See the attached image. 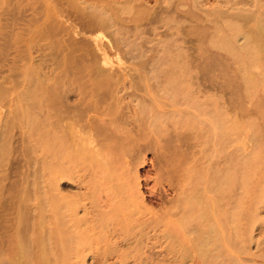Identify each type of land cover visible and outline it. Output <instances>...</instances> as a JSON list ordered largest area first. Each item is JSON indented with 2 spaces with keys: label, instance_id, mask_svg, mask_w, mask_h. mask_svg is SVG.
I'll return each instance as SVG.
<instances>
[{
  "label": "rangeland",
  "instance_id": "374dc122",
  "mask_svg": "<svg viewBox=\"0 0 264 264\" xmlns=\"http://www.w3.org/2000/svg\"><path fill=\"white\" fill-rule=\"evenodd\" d=\"M38 1L42 2V0H36V5L40 8L43 2L40 5L41 2ZM82 1L84 2L82 9H87L89 4L98 1L111 6L107 7L111 10L108 9V13H106V16H108L107 14L111 16L108 17L110 28H103L106 31L100 34L101 30H96V25L93 27L94 20L90 16L84 18L87 11L86 9L81 10L79 2L75 7L69 5L68 2L69 6L64 7L66 15L68 14V20L65 21V18L63 24L67 23L64 25L68 27L70 34H67L68 31L63 34L61 30L60 35V32L56 30L58 33L55 34L54 40L64 39V41L49 48L47 53L54 61L58 59L57 62L63 55L68 58V67L63 75H68L66 78L69 79L63 76L66 81L56 87L54 95L45 96L46 98L52 97V100L49 98V101L40 102L38 100L39 103L36 102L37 104L33 106L34 109L31 107L34 111L30 109L33 111L32 113L25 112L36 117L37 124H34V129L27 128L26 121L28 119L25 118L24 124L23 114L21 113L22 119L20 112L14 108L16 94L15 92L13 94L12 85L3 84V87L5 84H9L4 87L9 90H5L6 93L1 94L2 97L0 96V264H37L35 263L36 256H38L37 258L42 257L41 260L45 264H64L66 259H69L70 262L73 260L76 263L81 262L79 264L83 262L85 264H160V262L161 264L164 262L166 264H205L206 261V264L209 262H211L210 264H264V82L258 83L255 80L256 82L248 83L246 75L248 72L256 71L251 68L252 66L249 67L250 64L240 65L237 63V56L217 48L215 51L213 46L211 48V45H207L210 44L208 42L210 38L207 40V37H210L212 33H208L212 31L211 22L208 23L211 27L208 29L209 31L206 30L207 28L204 31L203 28L208 27V21L202 20V22L199 18L198 20L191 18L194 22L190 20L193 11L198 17L202 13L200 17L202 19L203 14L210 12L211 7L217 5L218 0H199L200 4L198 0H196L198 4L194 3L195 0H182L181 3L178 0H171L173 2L169 0L168 3L165 0ZM186 3L188 4L186 5ZM179 4L181 8H176V5ZM173 9L180 11L177 10L174 13ZM186 9L188 10L187 14ZM190 10L193 11L189 13ZM250 10L248 12H251ZM138 11L141 14L144 11L145 15H142L143 17L139 13L140 16L136 15ZM181 11L182 13H180ZM151 13H154V16H151ZM247 14L244 12L245 16ZM116 15H119L117 19ZM158 15L163 19L162 21L179 18L175 21L180 24L177 26L175 21L170 22L171 20H169L168 22L172 24L175 22V26L171 24L173 27L168 28L170 23L169 26H163L166 24H162ZM166 15L167 17H165ZM134 17H140V20H136L138 18L133 20ZM154 18L156 22H152ZM145 19L148 21L147 23ZM57 21L54 20V22ZM195 21L197 22L195 23ZM201 23H205L206 26ZM102 24L104 25V23ZM251 24L252 22L247 26H249V31L253 32ZM57 25H59L58 22ZM91 26L95 29L94 32ZM165 27L169 31L173 29L171 31L175 36L173 37L172 32L167 31ZM116 28L126 29L125 32L119 30L118 33H114ZM183 28L189 29L190 33L185 29L181 30ZM199 29L201 30L199 32H204L199 33ZM97 31L100 36H97ZM119 32H123V36ZM192 32L193 34H191ZM160 35L163 37H159ZM172 38L177 39L178 44L182 42L180 55L177 50L178 46L171 48H176L177 53L168 52L169 50L165 52V48L161 52L156 50L163 47L156 46L161 43V41L157 43L161 39L165 42L168 40L169 46L172 42L173 46L175 40L170 41ZM150 40L151 42H149ZM201 42H204V45ZM100 43L103 45L100 46ZM202 46L203 50L201 51ZM167 48L170 47L167 45ZM38 55L42 57L43 52ZM174 57L177 58L176 63L172 60ZM64 69H57V71L64 72ZM57 74L62 75L60 72ZM96 83L100 85H96ZM20 85L18 83L15 88L22 89L23 85ZM48 105H52L51 109ZM53 108L56 109L57 114L59 112L58 116L65 118L71 126L66 131L60 129L65 133L60 131L62 133L60 134L57 131V133L59 132L58 136H61L59 141L64 145H73V149L75 146L80 148L79 156L83 154L82 145H90L91 142V145H97L94 147L96 149L98 145L100 148L105 145L103 150L109 147L114 151L117 148L114 151L116 153L122 146L121 149L124 152L119 150L121 157L116 153L117 156L113 160L111 157L115 153L108 149L107 152L112 155L110 154L111 157H108V153L107 158L98 153L100 148L97 149L98 151H95L96 149L93 151V146L91 149L85 147L92 150L94 155L92 153L93 156H91L90 152H86L88 154L85 156L81 155L85 161L79 159L82 163L78 164L81 167L80 170L76 164L79 171L72 173V175H76L74 180L71 181L73 179L71 172L70 176L66 175L71 179L68 177V179L66 177L65 179L58 178V180L60 179L59 192L62 194L74 195L78 192L76 185L78 182L75 180H79L80 177L83 178L80 180H83L84 183L81 181V186L79 181L78 193L81 192L83 195V192H87L88 198L84 197L86 198L84 200L83 196L79 194L82 197L79 201L84 200L88 209L80 205L78 211L75 212H78L76 217L73 213H70L71 216L68 213L62 217H71L68 218L70 220H65L69 222V225L62 218L59 220L60 217H58L57 224L54 221L51 222L54 220L51 205L56 194H54L55 188L53 191L52 183H50L52 158L46 151L47 149L45 150L52 140H50L49 128L47 129L45 126L48 120L47 113ZM83 135L89 137L88 140L85 139L86 141L91 138V142H84ZM55 144L57 143L55 142ZM111 145H113V149ZM114 145L121 146L115 148ZM76 148L74 150H78ZM79 156H76V161ZM109 161L114 163H109ZM121 164L124 166L122 167ZM124 181L127 184L125 186H128L126 189L130 190L127 191L135 200L133 208L137 209V212H134L135 209L133 211L135 214H129V218L125 217L128 214L127 211L122 212L120 209L117 211V208H114V211L118 215L117 213L116 215L109 214V212H114L113 206L109 202L111 211L110 207H105L104 203L106 201L107 204L108 196L113 199L111 193L115 194V191L112 192V188L115 186V190H117V186L121 182L124 184ZM59 195L57 193V197ZM192 195L194 197H191ZM113 197L115 198V196ZM111 199L110 201H112ZM118 199L120 196L117 197ZM67 201L65 199V202ZM63 202L58 204V208L60 205L62 206ZM81 202L83 203V201L78 203ZM83 207L94 215L98 214L97 218L104 214L102 218L104 219L108 214L106 218L110 220L108 222L106 219L104 222L97 220L102 222V225L99 224L97 227L95 219L94 227L92 230L89 229L88 235L86 233V235L83 234L84 238L83 236L77 237L81 239L80 241H84L81 242L83 246L79 247L81 252H78V247L74 250L78 241L76 244L72 243L76 242L75 236L79 234L74 235V230L80 229L81 225L78 227L77 223L75 229L69 226H72L70 221L75 222L72 218H85V212L86 219H91L88 217L91 216V213L84 211L86 209ZM105 211H108L107 214L103 213ZM187 212H191L188 214H192V216ZM61 213L63 214V212ZM194 213L197 217L193 215ZM109 215L114 216L115 219ZM184 217L186 220L183 219ZM192 217H194V221ZM120 218L123 220L121 221ZM210 218L211 220H209ZM184 221H188L185 224V229L188 228L187 226L191 227V230L188 228L189 232L186 231L187 237H189L187 233L194 232L195 228V235H190V237L194 236L192 241H189L191 238L184 239L182 236L184 233L180 234L181 231L178 228L182 227L180 224H184ZM206 221L208 225L205 224ZM209 221L212 222L211 225ZM63 223L67 225H63ZM90 223L89 221V228L92 225ZM208 226L212 228L210 229ZM52 227L57 228V234H52L54 238L50 240L49 238L52 236L50 228ZM83 227L86 228L87 225ZM207 228L209 233L205 232ZM185 229L183 230L185 231ZM196 236L197 238H195ZM199 237L203 238L202 240L206 238L205 242L203 243ZM65 238L70 239L66 240ZM87 239L91 241L88 242ZM49 241L52 245L49 244ZM201 241L202 245L199 243ZM190 242L191 244L193 242L194 248L190 246ZM201 248L202 250H200ZM206 249L208 250L204 251ZM210 250L212 255L207 254L210 253ZM204 254L206 255L204 256ZM173 257L179 259L178 263L177 261L173 262ZM77 259L78 261H76ZM43 261H39L38 264H43Z\"/></svg>",
  "mask_w": 264,
  "mask_h": 264
},
{
  "label": "bare ground",
  "instance_id": "6f19581e",
  "mask_svg": "<svg viewBox=\"0 0 264 264\" xmlns=\"http://www.w3.org/2000/svg\"><path fill=\"white\" fill-rule=\"evenodd\" d=\"M67 1V2H66ZM85 1V0H84ZM100 1H102V0H100ZM171 1V0H170ZM169 0H165V2L166 3H168V2H170ZM181 1L182 0H178V2H180L181 3ZM187 1V0H186ZM196 1V0H195ZM194 1V3H196V4H198L199 3V0H198V3H197V1L195 2ZM39 2V1H38ZM41 2V1H40ZM39 2V3H40ZM42 2H43V4H42ZM42 2L40 3V5L42 4V8L40 7H38L37 5H36V0H0V96H1V94H3V93H6V92H4L6 89L4 88L5 87V85H4V87H3V84L4 83H9V84H11L12 86L11 87H13V89H12V91H13V94H14V92H15V94H16V97H15V107L14 108H16V111H18V112H20V115H21V113L23 114V118L25 119V118H27L28 120L26 121V119L24 120V124H25V121H26V126H27V128L28 129H34V126L37 124L36 122H37V119H35L36 117H34L33 116V114H31L34 110V105L35 104H37V103H39V101L41 102V101H47L48 100V98H46L45 96L46 95H48V94H50V95H54V90H57L56 89V87H59L60 86V83H62L63 84V82L64 81H66L65 80V78H66V76H68V75H63V73H65V71H66V68L68 67V58L66 57V56H64L63 55V57H61V59L57 62L56 60H58V59H56L55 61H54V59L52 58V57H50L49 56V54L47 53V50L49 49V48H52L53 46H56L57 44H59L60 42L62 43L63 41H64V39L63 40H54V37L57 35V33L58 32H60L59 34L61 35V33H62V31H63V34H65L64 32H67L68 31V27H66L65 25L67 24H65V22H64V24H63V21L65 20V18H66V20L65 21H67L68 19H67V16H68V14L66 15V13L67 12H65V8L64 7H68L69 5H74L73 7H75L76 5H78L79 3V6H80V8L82 7V3L84 4V2L81 0V1H78V0H42ZM66 2V3H65ZM68 2H69V5H67L68 4ZM79 2V3H78ZM103 2V1H102ZM148 2V1H147ZM158 2V1H157ZM171 2H173V1H171ZM183 2V1H182ZM191 2V1H190ZM66 5H65V4ZM71 3V4H70ZM103 3H105V2H103ZM103 3H100L99 1L97 2V3H93V4H89L88 6H87V9L86 8H81V10H85L86 9V11L87 12H90V14H87V12L85 13V16H84V18L86 17V16H90V18L92 19V20H94V22H95V24H93V27L95 26V27H99L98 29L96 28V30H101L100 31V34H103V31H106V30H104V29H108V28H110V26L108 25V22H109V18L108 17H111L109 14H107L108 16H106V13H108L107 11H108V9L109 8H107V7H111V6H107L106 4H103ZM161 3H163V2H161ZM218 3H220L219 5H218ZM218 3H217V5L216 6H213V7H211V11H210V9H209V11L210 12H208V13H206V14H203L204 15V17L202 16V19H200V17H201V11H200V13L201 14H199L200 15V17H198V16H195L196 14H194L191 10L189 11V13L190 12H192L191 13V17H190V20H191V18H195L194 20H198V18H199V20H203L204 22H207V24L209 23L210 24V22L212 23L211 24V26H212V31H210V32H208L209 34L211 33V35H210V37L208 36H206L207 37V40H208V42H210V44H207V45H211L210 47L212 48V46H213V49L216 51V48L218 49V50H225V51H227L229 54H231V55H235V56H237V63H240V65H243V64H245L246 66L247 65H249V67L250 66H252L251 68H253L254 70H256L254 73L253 72H248V74L246 75V80H247V82L249 83L250 81L251 82H264V1L262 2L261 0H218ZM174 4H175V2H174ZM188 3H186V5H187ZM192 4V3H191ZM200 4V3H199ZM79 6H77V8H79ZM160 6H161V4H160ZM160 6H159V8H160ZM167 6V5H166ZM179 6V7H178ZM176 5V8H181L180 7V4L179 5ZM199 6H202V5H199ZM84 7H86V6H84ZM163 7V6H162ZM168 7V6H167ZM188 7V6H187ZM203 7V6H202ZM254 7H257L255 10L253 9ZM92 9V10H89V9ZM174 8V7H173ZM204 8V7H203ZM113 9V8H112ZM207 9V8H206ZM205 9V10H206ZM251 9V10H250ZM89 10V11H88ZM111 10V8L109 9V11ZM153 10V9H152ZM162 10V9H161ZM171 10V9H170ZM174 10V9H173ZM177 10H179V9H176V10H174V13H176L177 12ZM251 11V12H248V11ZM253 10V11H252ZM145 11V10H144ZM144 11L142 12L143 14H141V13H139L140 11H138L137 13H136V15H138V13L139 14H141V16L143 15H145L144 14ZM154 11H155V9H154ZM176 11V12H175ZM180 11V10H179ZM183 11V10H182ZM182 11L180 12V13H182ZM112 12V11H111ZM117 12H118V9H117ZM116 12V13H117ZM147 12H148V10H147ZM147 12H145V13H147ZM160 12V11H159ZM158 12V13H159ZM169 12V11H168ZM184 12H185V10H184ZM198 12V11H197ZM204 12V11H203ZM244 12H246V14L247 15H249L248 17H246L245 15H244ZM65 13V15H63ZM115 13V14H116ZM150 13V12H149ZM165 14H167L166 12H164ZM188 13V10L186 9V14ZM250 13V14H249ZM154 14V13H153ZM152 13H151V16L153 15ZM161 14H162V12H161ZM160 14V15H161ZM179 14V13H178ZM185 14V15H186ZM120 15V14H119ZM118 15V16H119ZM160 15H158L159 16V18H160ZM171 15V14H170ZM169 15V16H170ZM194 15V17H192ZM198 15V14H197ZM205 15H206V17H205ZM117 16V15H116ZM118 16L116 17V19L118 18ZM138 16H140V15H138ZM142 16V17H143ZM150 16V15H149ZM150 16V17H151ZM154 16V15H153ZM161 16H163L164 17V15H161ZM115 17V16H114ZM146 17H148L147 15H146ZM165 17H167V15L165 16ZM171 17V16H170ZM174 17H176V16H174ZM178 17V16H177ZM188 17H189V15H188ZM246 17V18H245ZM119 18H121L122 19V17H119ZM136 18H138V17H136ZM135 17L133 18V20H135L136 19ZM158 18V17H157ZM169 18V17H168ZM185 18V17H184ZM56 19V21L58 22V24L59 25H57V22H54V20ZM115 19V18H114ZM115 19V20H116ZM124 19V18H123ZM122 19V20H123ZM132 19V18H131ZM148 19V18H147ZM164 19H166V18H164ZM176 19H179V18H176ZM175 19V20H176ZM246 19H248L247 21L249 22H247L246 21ZM70 20V19H69ZM136 20H140V17L138 18V19H136ZM149 20V19H148ZM158 20V19H157ZM160 20H161V22H163L162 24H166V25H163V26H169V23L170 22H172V20L173 21H175L174 20V18L172 19V18H170L169 20H171L170 22H168L169 20H164V21H162L163 19L162 18H160ZM193 20V19H192ZM191 20V21H192ZM194 20H193V22H194ZM251 20V21H250ZM116 21H118V20H116ZM145 21H146V23L148 22L146 19H145ZM153 21H155V18L152 20V22ZM167 21V22H166ZM180 21V20H179ZM185 21H188V20H185ZM200 21V22H201ZM202 21V22H203ZM243 21V22H242ZM244 21H245V24H244ZM62 22V23H61ZM107 22V23H106ZM151 22V21H150ZM149 22V23H150ZM156 22V21H155ZM160 24H161V22L160 21H158ZM176 22V23H175ZM175 22H173V24L172 23H170V27H168V28H172L173 26H175V25H177L178 26V24H180V22H178V21H175ZM190 22V21H189ZM197 21H195V23H196ZM247 22V23H246ZM250 22H252V28H253V32H250L249 31V26H247V24L249 25L250 24ZM55 23V24H54ZM101 23H104V25L102 26L101 25ZM105 23H106V25H105ZM123 23V22H122ZM128 23V22H127ZM131 23V22H130ZM135 23V22H134ZM139 23V22H138ZM138 23H137V25H138ZM174 23H175V25H174ZM183 23H185L184 21H183ZM182 23V24H183ZM194 23V24H195ZM199 23V22H198ZM242 23V24H241ZM126 24V23H125ZM152 24V23H151ZM173 26H172V25ZM181 24V25H182ZM201 24H205V23H201ZM208 24V27L206 26V24H205V26L206 27H204L203 28V30L204 29H206L207 31H209L208 29H210L211 27H210V25ZM55 25V26H54ZM61 25V26H60ZM89 25V24H88ZM108 25V26H107ZM196 25H198V24H196ZM200 25V24H199ZM250 25V26H251ZM54 26V27H53ZM68 26V25H67ZM77 26V25H76ZM90 26V25H89ZM105 26H107V28H105ZM148 26H150V25H148ZM172 26V27H171ZM192 26V25H191ZM195 26V25H194ZM193 26V27H194ZM86 27V26H85ZM92 27V26H91ZM91 27H89V28H91ZM92 27V29H93V32H94V28ZM119 27H121L120 25H119ZM123 27V26H122ZM125 27V26H124ZM136 27V26H135ZM181 27V26H180ZM183 27V26H182ZM181 27V28H182ZM198 27V26H197ZM196 27V28H197ZM78 28V27H77ZM104 28V29H103ZM166 28V27H165ZM178 29H179V27H177ZM187 28V27H186ZM191 28V27H190ZM195 28V27H194ZM198 28H202V27H198ZM197 28V29H198ZM72 29V28H71ZM79 29V28H78ZM92 29H91V32H92ZM103 29V30H102ZM124 29V28H123ZM126 29V28H125ZM124 29V30H125ZM153 29V28H152ZM156 29V28H155ZM159 29V28H158ZM167 29V28H166ZM178 29H176L177 31H178ZM185 28H183V29H181V30H184ZM191 29H193V28H191ZM251 29V28H250ZM58 32H57V31ZM62 30V31H61ZM65 30V31H64ZM74 30H75V27H74ZM80 30V29H79ZM90 30V29H89ZM119 30H122L121 28H116V30H114L113 32L114 33H116L117 31H119ZM124 30H122V31H124ZM165 30V29H164ZM173 31V29H170V31ZM189 30V29H188ZM187 29H185V31L187 32L188 31ZM196 30V29H195ZM56 31V32H55ZM75 31H77V30H75ZM75 31H73V32H75ZM128 31V30H127ZM156 31V30H155ZM155 31H153V32H155ZM159 31V30H158ZM167 31H169L168 29H167ZM169 31V32H170ZM171 31V32H172ZM174 31H175V29H174ZM179 31H180V29H179ZM190 31V30H189ZM188 31V32H189ZM199 31H201L200 29L198 30V32ZM205 31V30H204ZM203 31V32H204ZM92 32V33H93ZM98 32V34H99V31H97ZM125 32V31H124ZM129 32V31H128ZM133 32V31H132ZM162 32V31H161ZM166 32V31H165ZM164 32V33H165ZM196 32H197V30H196ZM203 32H199V33H203ZM69 33V31L67 32V34ZM72 33V32H71ZM76 33V32H75ZM77 33H78V31H77ZM118 33V32H117ZM157 33V32H156ZM167 33V32H166ZM177 34H178V32H176ZM181 33V32H180ZM183 33H185V32H183ZM182 33V34H183ZM190 33V32H189ZM206 33V32H205ZM253 33V34H252ZM56 34V35H55ZM62 34V35H63ZM66 34V35H67ZM70 34V33H69ZM97 34V36H100V34L98 35ZM119 34H123V32H119ZM128 34V33H127ZM126 34V35H127ZM171 34V33H170ZM172 34H173V32H172ZM181 34V35H182ZM191 34H193V32L191 33ZM195 34V33H194ZM66 35H63V36H66ZM95 35V34H94ZM164 35V34H163ZM166 35V34H165ZM164 35V36H165ZM184 35V34H183ZM200 35V34H199ZM198 35V36H199ZM202 35V34H201ZM204 35V34H203ZM202 35V36H203ZM62 36V37H63ZM68 36V35H67ZM96 36V35H95ZM123 36V35H122ZM154 36H157V34L155 35L154 34ZM166 36H168V35H166ZM170 36V35H169ZM175 35L173 34V37H174ZM179 36V35H178ZM125 37V36H124ZM159 37H163V36H159ZM170 37H172V35L170 36ZM205 37V38H206ZM185 38V37H184ZM99 39H102V38H99ZM123 39V38H122ZM164 39V38H163ZM170 39V38H169ZM174 38H172L170 41H172ZM179 39V38H178ZM180 39H182V38H180ZM201 39H202V37H201ZM200 39V40H201ZM204 39V38H203ZM159 40V39H158ZM157 40V41H158ZM175 40V39H174ZM199 40V41H200ZM205 40V39H204ZM126 41V40H125ZM161 41V43H159ZM164 40H159L157 43H159V44H157L156 46L157 47H159V46H163V47H159L160 48V50H159V48H157L156 46H154V47H156V48H154V49H156L157 51H162V50H164L163 48H165V52H167L168 50V52H178L179 53V55L182 53L181 52V49H182V47H181V43L179 42V44H178V42H176L177 41V39L174 41L175 42V44L173 43V46L171 45L172 44V42H171V44H170V46H169V44L167 43L168 42V40H166L167 42H163ZM169 41V42H170ZM182 41V40H181ZM184 41V40H183ZM187 41V40H186ZM148 42V41H147ZM149 42H151V40L149 41ZM162 42H163V44H162ZM205 42H206V40H205ZM166 43V44H165ZM178 45H177V44ZM202 43V42H201ZM99 44V43H98ZM184 44V43H183ZM189 44V43H188ZM203 45H204V42L202 43ZM201 44V45H202ZM103 45V43H100V46H102ZM134 45V44H133ZM133 45H131L132 47H133ZM149 45V44H148ZM165 45H166V47H167V45H168V47H170V48H167L166 49V47H165ZM180 45V46H179ZM185 45V44H184ZM197 45H199V44H197ZM200 45V46H201ZM59 46V45H58ZM130 46V47H131ZM146 46V45H145ZM177 46H178V48H177ZM195 46V45H194ZM172 47H176L177 48V50H176V48L175 49H171ZM198 47V46H197ZM205 48V47H204ZM211 48H210V50H211ZM147 49V48H146ZM198 49H199V47H198ZM206 49V48H205ZM204 49V50H205ZM209 49V48H208ZM149 50V49H148ZM172 50V51H171ZM176 50V51H175ZM195 50V49H194ZM203 50V46H202V48H201V51ZM217 50V51H218ZM40 52H43V56L41 57L40 55H38V53H40ZM226 52V53H227ZM240 53H241V55H240ZM65 54V53H64ZM237 54V55H236ZM239 54V55H238ZM66 55V54H65ZM49 57V58H48ZM174 58H176V57H174ZM172 59V60H174V62L176 63V61H177V58L176 59ZM185 58V57H184ZM187 58V57H186ZM185 58V59H186ZM235 58V57H234ZM235 60V62H236V58L234 59ZM185 61V60H184ZM183 61V62H184ZM186 63V62H185ZM247 63V64H246ZM51 65H53L52 67H51ZM55 65V66H54ZM60 67V68H59ZM61 68H65L64 69V72L62 71H57V69H60L61 70ZM55 70V71H54ZM59 73H61L62 75H58L57 74V72ZM67 73V72H66ZM65 78H64V77ZM64 78V80H62ZM68 78V77H67ZM66 78V79H67ZM61 79V80H60ZM69 79V78H68ZM252 80H254V81H252ZM256 80V81H255ZM259 80V81H258ZM62 81V82H61ZM68 81V80H67ZM71 81V80H70ZM250 82V83H251ZM18 83H20L21 85H23V88L22 89H19L18 90V88H15V86H17L18 85ZM67 83H69V81L67 82ZM66 83V84H67ZM71 83V82H70ZM8 84V85H9ZM98 83H96V85H97ZM8 85H6V86H8ZM20 85V86H21ZM98 85H100V84H98ZM20 86H18V87H20ZM3 88H4V90H3ZM7 90H9V89H7ZM6 90V91H7ZM11 91V92H12ZM9 93V92H8ZM57 93V92H56ZM9 94H11V93H9ZM2 97V96H1ZM42 100H41V99ZM43 98H46L45 100L43 99ZM52 100L53 98L51 97V98H49V100ZM39 100V101H38ZM48 100V101H49ZM37 102V103H36ZM43 103V102H42ZM43 105V104H42ZM193 105V104H192ZM40 106H41V103H40ZM49 106V105H48ZM52 106V105H51ZM51 106H49V108L51 109ZM56 106V105H55ZM54 106V107H55ZM31 107H33V109L31 108ZM57 108V107H56ZM30 109L31 110H33V111H30ZM58 109V108H57ZM26 111H29V112H31V113H25ZM32 115V117H28V115ZM48 114V120H47V125L46 124H43V125H46L45 127H47V129L49 130L48 132H49V134H53V136H51L50 135V140H52V141H50V145H48V148L46 147V145H45V150L48 152V154H50L49 156L52 158L51 159V177H50V183H52L51 184V186H52V190L54 191V194H56V196H55V198H54V200L52 201V205H51V209H53V215H52V217H53V219L54 220H52L51 222H53L54 221V223L56 222V224L58 223L57 222V220H58V217H60V219L59 220H61V218L62 217H64V215L66 214V215H68V213H69V216H71L70 215V213H73V215H74V217H76L77 215V213H75L76 211H78V208H80L79 206L80 205H83L84 207H87V204L86 203H84V200L86 199V198H84V197H87L86 195V193L85 192H83V195L81 194V192L80 193H78L79 192V185H78V183H80L81 181L83 182V180H80V178H82V177H80V176H78V177H80L79 178V180H75V181H77L78 183L76 184L77 186H78V192H76V193H78V194H74V195H72V194H65V193H63L62 194V192H59V180L60 179H65V177L67 178H69V176H70V174H71V177L73 176V179L71 180V181H73L74 180V176H76L75 174H73L72 175V173L73 172H75V171H79L80 169H81V167L79 166L80 164H82L81 163V161L80 160H84V158H82V156H85V155H87L88 153H86V152H90V155L93 153L92 152V150L94 151L96 148H94V147H96L97 145H95V146H93V145H91V138L89 139V141L91 142H89V141H86V140H88L87 138H89L90 136H89V134H88V136L89 137H87L86 135V138H85V136H84V142L86 141V142H88V143H90V145H82V151H83V154H81L80 156H79V152L81 151L80 150V148L78 149V148H76L77 146H75V148L76 149H78V150H74L73 149V145H64L63 144V142L61 143V141H59L60 140V138L59 137H61V136H58L59 134V132L61 131L60 129H65V131H66V129L67 128H69V127H71V126H69L70 124L67 122V120H65V118H63V117H59L58 115H59V112H58V114L56 113V109H54L53 108V110H49V112L47 113ZM21 118H22V115H21ZM22 118V119H23ZM35 124V125H34ZM25 126V127H26ZM44 127V128H45ZM36 128V127H35ZM29 130V131H30ZM62 130V131H63ZM223 130V129H222ZM225 130V129H224ZM45 131V130H44ZM57 131H59L58 133H57ZM61 131V132H62ZM31 132V131H30ZM60 132V134H62ZM64 132V131H63ZM56 133V134H55ZM65 133V132H64ZM45 134V133H44ZM55 134V135H54ZM45 136V135H44ZM57 136V137H56ZM62 136H64V135H62ZM43 137V136H42ZM47 137V136H46ZM59 138V139H58ZM83 138V137H82ZM44 139V138H43ZM58 139V140H57ZM86 139V140H85ZM51 142L53 143L52 145H51ZM55 142L57 143V144H55ZM60 142V143H59ZM39 146V145H38ZM73 146V147H72ZM81 146V145H80ZM91 146V147H90ZM92 146H93V148L94 149H92L91 151H90V149L92 148ZM101 146V145H100ZM105 146V145H104ZM103 146V147H104ZM107 146H109V145H107ZM112 146L113 145H111V148H112ZM116 146L119 148V146H121V145H114V147L116 148ZM41 147V146H40ZM71 147V148H70ZM85 147H88V148H90V149H88V148H85ZM103 147L102 148H100L99 147V145H98V147H97V149H101V150H95V151H98V153L100 154H103V156L102 157H107L108 155V153L109 152H107V149L108 150H110L109 149V147L106 149H104L103 150ZM38 148V147H37ZM122 148V146L119 148V150L122 152V153H124L123 152V150L121 149ZM40 149V148H39ZM44 149V148H43ZM113 149V148H112ZM117 149V148H116ZM115 149V150H116ZM85 150H88V151H85ZM114 150V151H115ZM118 150V152H116L118 155H119V151ZM104 151V152H103ZM107 153H106V152ZM111 152H114L113 150H110ZM50 152V153H49ZM78 153V155H77V153ZM86 154H85V153ZM97 152H96V154H98ZM105 153V154H104ZM115 153V152H114ZM115 153V155L113 156L111 153H109V156L108 157H111V155H112V157L111 158H113V160H114V158L117 156V154ZM76 154V155H75ZM98 154V155H99ZM111 154V155H110ZM93 155H94V153H93ZM93 155H91V156H93ZM105 155V156H104ZM122 155V154H121ZM76 156H79L78 157V159H77V161H76ZM99 156H101V155H99ZM120 156V155H119ZM88 157V156H87ZM107 157V158H108ZM121 157V156H120ZM110 158V159H111ZM118 158V157H117ZM116 158V159H117ZM123 158V157H122ZM80 159V160H79ZM86 159V158H85ZM103 159V158H102ZM104 160V159H103ZM106 160H108V159H106ZM85 161V160H84ZM120 161V160H119ZM76 162H79V163H76ZM110 162H113V161H109V163ZM121 162H122V160H121ZM84 163V162H83ZM104 163V162H103ZM114 163V162H113ZM116 163V162H115ZM76 164L78 165L77 166V168L79 169V170H77V168H76ZM111 165H113V164H111ZM110 165V166H111ZM118 166V165H117ZM121 166H122V164H121ZM120 166V167H121ZM124 166V165H123ZM122 166V167H123ZM114 167V166H113ZM76 169V170H75ZM115 169V168H114ZM119 168H117V170H118ZM119 171V170H118ZM71 172V173H70ZM82 172V171H81ZM70 173V174H69ZM76 173V172H75ZM79 173V172H78ZM90 173V172H89ZM114 173V172H113ZM112 173V174H113ZM120 173H122V172H120ZM119 173V174H120ZM69 175V176H66V175ZM86 174V173H85ZM91 174V173H90ZM114 174H116V173H114ZM118 176V175H117ZM71 177L69 178V179H71ZM116 177V176H115ZM121 177V176H120ZM58 178H60L59 180H58ZM67 178V179H68ZM77 178V177H76ZM85 178V177H84ZM83 179V178H82ZM122 179V178H121ZM85 181H87V179H84ZM119 180V179H118ZM74 181V182H75ZM80 181V182H79ZM82 182L80 183L81 184V186H82ZM126 181H124V184L121 182H119L120 184L117 186V183L115 184L116 186H117V190H115V186L112 188V192H114L115 194H113V193H111L112 194V198L113 199H111V196H108V202H107V204H106V201H104V200H102V201H104V203H105V207H110V209H111V206H113L112 207V209H113V211H114V208H117L116 210L118 211L119 209L122 211V212H124V211H127V216L125 215V217H128L129 216V214H131V213H133V214H135L134 212H137L136 210V208H133L134 207V202L133 201H135V200H133L132 199V197H131V195L129 194V192L127 191V190H129V189H126V188H128V186H125V185H127L126 183H125ZM84 183V182H83ZM55 184V185H54ZM58 184V185H57ZM87 184V183H86ZM89 184V183H88ZM80 186V187H81ZM84 187V186H83ZM76 188V187H75ZM77 189V188H76ZM56 190H57V192H56ZM130 191V190H129ZM56 192V193H55ZM74 192V191H73ZM98 192H99V190H98ZM57 193H58V195H59V193H60V195H59V197L61 198L60 200H59V197H57ZM190 193V192H189ZM65 194V195H64ZM79 194L80 195H82L83 196V199L84 200H80V201H83V203L81 202L80 204L78 203V202H80L79 201V199L80 198H82V197H80L79 196ZM110 194V195H111ZM73 196V197H72ZM76 196H78V197H76ZM113 196H115V198L113 197ZM118 196H120V199H118L117 200V197ZM67 197V198H66ZM191 197H194L193 195L191 196ZM57 198H58V200H59V202H58V200H57ZM68 198H70V199H68ZM75 198H78L77 200H75ZM88 198V197H87ZM65 199H66V201L67 200H69V201H67V202H65ZM110 199L112 200V201H110ZM115 199V200H114ZM72 202H71V201ZM74 200V201H73ZM117 200V201H116ZM188 200V199H187ZM200 200V199H199ZM64 201V202H63ZM91 201V200H90ZM97 201H98V199H97ZM198 200H196V202H197ZM63 202V204H62V206L60 205V209H62V210H60L59 208H58V204H61V203ZM70 202V203H69ZM109 202H111V206L109 205ZM113 202H114V204H113ZM188 202V201H187ZM199 202V201H198ZM205 202V201H204ZM203 202V203H204ZM69 203V204H68ZM96 203H98V202H96ZM183 203H184V200H183ZM201 203V202H200ZM86 204V205H85ZM92 204V203H91ZM94 204V203H93ZM99 204V203H98ZM199 204V203H198ZM206 204V203H205ZM77 208H76V207ZM62 207V208H61ZM83 207V208H84ZM95 207V206H94ZM100 207V206H99ZM102 207V206H101ZM136 207V206H135ZM194 207V206H193ZM201 207V206H200ZM199 207V208H200ZM76 208V210H74ZM91 208H93V207H91ZM64 209V210H63ZM84 209H86V208H84ZM87 209H88V207H87ZM84 210V211H87V212H89V214L91 213L90 211H88V210ZM112 209H111V211H112ZM134 209H135V211H134ZM203 209V208H202ZM58 210V211H57ZM95 210H96V208H95ZM100 210V209H99ZM193 210H194V208H193ZM191 211V212H194V211ZM196 210V209H195ZM199 210V209H198ZM198 210H197V213H198ZM52 211V210H51ZM71 211V212H70ZM97 211H98V209H97ZM101 211V210H100ZM103 211V210H102ZM129 211V212H128ZM134 211V212H133ZM59 212V214H57ZM61 212H63V214L61 213ZM106 212H108V211H105V212H103V213H106ZM153 212V211H152ZM191 212H187V214L188 213H191ZM202 212V211H201ZM205 212H206V210H205ZM75 213V214H74ZM112 214V215H116V213H115V211L112 213V212H109V214ZM204 213V212H203ZM206 213H208V212H206ZM83 214H84V212H83ZM85 214H86V212H85ZM85 214H84V217L85 218H82L80 215V219H78L79 217H77L76 219L75 218H72V220H75V222L73 223V221H70V225H72V226H69L70 228L72 227L73 229H75V226H76V224L78 223V227L80 226V229H78V228H76L74 231L76 232H74V235H77L78 233V235L77 236H75V239H76V242H74V243H72V244H76L77 243V241H78V243L74 246V250H75V248H77V250H78V252L80 251L79 249V247H80V245L81 246H83V243L81 244V242H84L83 240L82 241H80L81 239H79V238H77L78 236H83V238L85 237L84 235H86V233H87V235H88V231H90L89 229H91L92 230V228L94 227V224H93V222L95 221V219H96V224H97V227H98V225L100 224V225H102L101 223V221H105V219H106V221L108 222L109 220L106 218V217H108V214L106 215V217L104 218V219H102L103 218V216H104V214L99 218H97L96 217V215H98V214H96V215H94V213H91V216L89 215L88 217H91V219L90 218H87L86 219V217L87 216H85ZM94 216H93V215ZM101 214H102V212H101ZM121 214V213H120ZM137 214V213H136ZM153 214V213H152ZM155 214V213H154ZM58 215V216H57ZM60 215V216H59ZM87 215H88V213H87ZM112 215H109L110 217H113L114 218V216H112ZM117 215H118V213H117ZM140 215H142V214H140ZM188 215H191L192 216V214H188ZM187 215V216H188ZM193 215H195V213L193 214ZM203 215V214H202ZM201 215V216H202ZM207 215V214H206ZM205 215V216H206ZM69 216H67L68 218H71V217H69ZM92 216H93V218H92ZM123 216H124V214H123ZM159 216V215H158ZM196 216V215H195ZM66 217V216H65ZM125 217H123V218H125ZM197 217V216H196ZM68 218H62L63 220H64V222H66L65 220H67ZM129 218V217H128ZM189 218H191V217H189ZM194 217H192V219H193ZM199 218V217H198ZM203 218V217H202ZM202 218H201V220H202ZM206 218V217H205ZM84 219V220H83ZM115 219V218H114ZM121 219V218H120ZM126 219V218H125ZM142 219V218H141ZM183 219H185V217L183 218ZM191 219V220H192ZM68 220H70V219H68ZM67 220V221H68ZM92 220V221H91ZM97 220H101V221H97ZM112 220V219H111ZM117 220V219H116ZM115 220V221H116ZM123 219H121V221H122ZM180 220V219H179ZM186 220V219H185ZM188 220V219H187ZM200 220V219H199ZM209 220H211V218L209 219ZM89 221L91 222L90 223V225H91V228H89ZM193 221H194V219H193ZM186 221H184V224L183 223H181L180 224V227L182 228H178V229H180V231H181V233H180V231H179V233L180 234H183L182 236H184L183 238L185 239L186 238V240H188V238L190 239L191 238V240H189V241H192V239H194V236L193 237H190V235L191 234H193V235H195L194 233H195V228H194V232L192 231H190L191 233H187V235H189V237H187L185 234H186V231L187 232H189V230H188V228L190 229L191 227L190 226H187L188 228L187 229H185L186 227H185V224H187V222L185 223ZM198 222H200V221H198ZM61 223V222H60ZM66 223H68V225H69V222H66ZM75 224V225H73V224ZM106 223V222H105ZM190 223H192V222H190ZM201 223H202V221H201ZM201 223H197V224H200V225H202ZM53 224V223H52ZM65 223H63V225H64ZM82 224H84V225H82ZM87 225V227H86V225ZM104 224V223H103ZM107 224V223H106ZM183 224V225H182ZM206 225H208L207 224V221H206V223H205ZM209 224L211 225L212 224V222L210 223V221H209ZM213 224H214V222H213ZM54 225V224H53ZM65 225H67V224H65ZM189 225H191V224H189ZM76 226V227H77ZM83 226H85L86 228H84ZM171 226V225H170ZM177 226V225H176ZM197 226V225H196ZM214 226V225H213ZM62 227V226H61ZM65 227V226H64ZM172 227V226H171ZM193 227H195V226H193ZM198 227V226H197ZM210 229L212 228V227H210V226H208ZM59 228V227H58ZM100 228V227H99ZM177 228V227H176ZM202 228V227H201ZM214 228V227H213ZM63 229V228H62ZM173 229V228H172ZM183 229H185V231L183 230ZM200 229V228H199ZM208 229V228H207ZM205 230V232H207V233H209V229L208 230ZM50 230H51V232H50V235H52V234H57V228L56 227H52V228H50ZM66 230V229H65ZM67 230H68V227H67ZM94 230V229H93ZM174 230V229H173ZM191 230V229H190ZM196 230H198V229H196ZM95 231V230H94ZM184 231V232H183ZM199 231V230H198ZM201 231V230H200ZM171 232V231H170ZM64 233V232H63ZM68 233V232H67ZM81 233V234H80ZM261 233V232H260ZM58 234H59V232H58ZM69 234V233H68ZM84 234V235H83ZM204 235H205V233H203ZM163 235V234H162ZM171 235V234H170ZM65 236V235H64ZM181 236V237H182ZM198 236V235H197ZM197 236L195 237V238H197ZM38 237V236H37ZM70 237V236H69ZM54 237H53V235L49 238L50 240H52ZM56 238V237H55ZM74 238V237H73ZM57 239H58V237H57ZM60 239V238H59ZM66 239V238H65ZM68 239H70V238H67L66 240H68ZM78 239V240H77ZM199 239H201L200 237H199ZM203 239V238H202ZM201 239V240H202ZM206 239V238H205ZM205 239L204 240H202L203 241V243L205 242ZM207 239H208V237H207ZM258 239V238H257ZM27 240V239H26ZM72 240V239H71ZM88 240V239H87ZM90 240V239H89ZM88 240V242H90ZM209 240V239H208ZM208 240H206V241H208ZM24 241V240H23ZM43 241V240H42ZM46 241V240H45ZM75 241V240H74ZM188 241V242H189ZM202 241L201 242H199L201 245L203 244L202 243ZM54 243H55V241H53ZM60 242H61V240H60ZM64 242V241H63ZM69 242V241H68ZM71 242V241H70ZM79 242H80V244H79ZM86 243H87V241H85ZM51 243V241H49V244ZM169 243V242H168ZM198 243V242H197ZM212 243H213V241H212ZM48 244V245H49ZM57 244V243H56ZM190 244V246H193L192 248H194V245H193V242H192V244H191V242L189 243ZM206 244H207V242H206ZM211 243L209 242V245H210ZM50 245H52V243L50 244ZM61 245V244H60ZM169 245V244H168ZM185 245V244H184ZM16 246H17V244H16ZM29 246V245H28ZM31 246V245H30ZM114 246V245H113ZM200 246V245H199ZM207 247H208V245H206ZM68 247H70V246H68ZM169 247V246H168ZM176 247V246H175ZM200 247H202V246H200ZM262 247V246H261ZM31 248V247H30ZM85 248V247H84ZM83 248V249H84ZM118 248V247H117ZM44 249V248H43ZM62 249V248H61ZM122 249V248H121ZM164 249V248H163ZM262 249H263V247H262ZM32 250V249H31ZM52 250H54V249H52ZM70 251H71V249H69ZM72 250H73V248H72ZM82 250V249H81ZM119 250V249H118ZM181 250H182V248H181ZM200 250H202V248L200 249ZM208 249H206V250H204V251H207ZM212 250V249H211ZM211 250H210V253H207V254H211ZM17 251V250H16ZM110 251V250H109ZM122 251V250H121ZM167 251V250H166ZM177 251V250H176ZM175 251V252H176ZM21 252V251H20ZM27 252H28V250H27ZM40 252H41V250H40ZM58 252V251H57ZM69 252V251H68ZM72 252V251H71ZM71 252H69V253H71ZM81 252V251H80ZM86 252V251H85ZM118 252V251H117ZM120 252V251H119ZM160 252V251H159ZM199 253L201 252V251H198ZM247 252V251H246ZM245 252V253H246ZM251 252V251H250ZM263 252V251H262ZM59 253V252H58ZM109 253H111V252H109ZM116 253V252H115ZM152 253V252H151ZM156 253V252H155ZM198 253V254H199ZM19 254V253H18ZM38 254V253H37ZM46 254V253H45ZM48 254V253H47ZM68 254V253H67ZM82 254V253H81ZM80 254V255H81ZM113 254V253H112ZM250 254V253H249ZM55 255V254H54ZM72 255V254H71ZM105 255V254H104ZM119 255V254H118ZM160 255V254H159ZM206 254H204V256H205ZM212 255V254H211ZM228 255V254H227ZM251 255H253V254H251ZM23 256V255H22ZM149 256H150V254H149ZM184 256V255H183ZM199 256V255H198ZM30 257V256H29ZM32 257V256H31ZM38 256H36L35 257V263H39V261H43V260H41L42 259V257H40L39 256V258H37ZM56 257V256H55ZM84 257V256H83ZM103 257V256H102ZM152 257V256H151ZM197 257V256H196ZM211 257V256H210ZM209 257V258H210ZM19 258V257H18ZM21 258V257H20ZM101 258V257H100ZM155 258V257H154ZM201 258V257H200ZM199 258V260L201 261L202 260V258L200 259ZM33 260H34V258H32ZM38 259H40V260H38ZM56 259V258H55ZM60 259H61V257H60ZM73 259V258H72ZM115 259V258H114ZM153 259V258H152ZM164 259V258H163ZM187 259V258H186ZM207 259H208V257H207ZM17 260V259H16ZM49 260V257H48V259H47V261ZM57 260H58V258H57ZM103 260V259H102ZM157 260V259H156ZM173 262L174 261H177V263H178V260L179 259H177V257H176V259H174V257H173ZM172 260L170 259V262L172 263ZM228 260V259H227ZM19 261V260H18ZM38 261V262H37ZM76 261H78V259L76 260ZM151 261H153V260H151ZM158 261V260H157ZM165 261V260H164ZM205 261V260H204ZM204 261H203V263H204ZM210 261V260H209ZM208 261V262H209ZM20 262H22V260H20ZM40 262V263H41ZM50 262V261H49ZM62 262V261H61ZM74 260L73 261H69V259H66V262L64 263V264H74V263H76V262H74ZM102 262V261H101ZM110 262V261H109ZM128 262V261H127ZM147 262V261H146ZM149 262V261H148ZM16 263H17V261H16ZM79 263H81V262H77L76 264H79ZM84 263V262H83ZM82 263V264H83ZM158 263V262H157ZM163 263V262H162ZM167 263H169V262H167ZM181 263V262H180ZM206 263H207V261H206ZM205 263V264H206ZM211 262H209V264H210ZM24 264V263H23ZM43 264H45L44 263V261H43ZM85 264V263H84ZM101 264V263H100ZM115 264V263H114ZM117 264V263H116ZM121 264V263H120ZM124 264V263H123ZM155 264V263H154ZM160 264H161V262H160ZM164 264H166L165 262H164ZM173 264H175V263H173ZM179 264V263H178ZM229 264V263H228ZM235 264H237V263H235Z\"/></svg>",
  "mask_w": 264,
  "mask_h": 264
}]
</instances>
